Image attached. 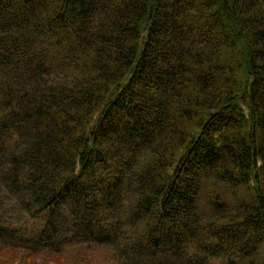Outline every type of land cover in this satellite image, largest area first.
Here are the masks:
<instances>
[{
	"label": "trees",
	"instance_id": "trees-1",
	"mask_svg": "<svg viewBox=\"0 0 264 264\" xmlns=\"http://www.w3.org/2000/svg\"><path fill=\"white\" fill-rule=\"evenodd\" d=\"M0 193V264H263L264 0H0Z\"/></svg>",
	"mask_w": 264,
	"mask_h": 264
},
{
	"label": "rangeland",
	"instance_id": "rangeland-1",
	"mask_svg": "<svg viewBox=\"0 0 264 264\" xmlns=\"http://www.w3.org/2000/svg\"><path fill=\"white\" fill-rule=\"evenodd\" d=\"M217 192V191H216ZM228 198L229 194L227 195ZM19 204L16 202V199L8 196V195H1L0 193V223H12L14 227L19 228H31V224H28L25 215L22 209L19 208ZM264 255V247L262 249ZM72 253H65L64 255L60 256V258L55 259L54 256H47V255H34V257H29L28 252L24 250H18V252L12 253L13 259L12 264H18L22 259L28 260L31 264H72L74 250H71ZM111 250H102V251H94L91 249L83 250V258L81 261H76L74 264H108L109 261V253ZM2 253L5 254L4 251ZM1 255V254H0ZM58 260V261H57ZM112 264V263H111ZM213 264H218L216 261ZM264 264V260H263Z\"/></svg>",
	"mask_w": 264,
	"mask_h": 264
}]
</instances>
